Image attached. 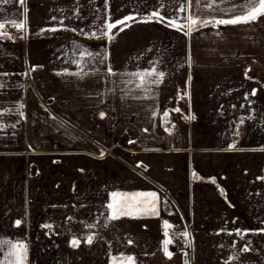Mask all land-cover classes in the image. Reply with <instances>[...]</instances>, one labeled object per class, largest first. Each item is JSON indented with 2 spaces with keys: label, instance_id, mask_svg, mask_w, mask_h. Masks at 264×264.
<instances>
[{
  "label": "crops",
  "instance_id": "1",
  "mask_svg": "<svg viewBox=\"0 0 264 264\" xmlns=\"http://www.w3.org/2000/svg\"><path fill=\"white\" fill-rule=\"evenodd\" d=\"M245 2L0 0V264H264V16L214 22ZM34 164L66 173L50 214Z\"/></svg>",
  "mask_w": 264,
  "mask_h": 264
},
{
  "label": "snow or ice",
  "instance_id": "2",
  "mask_svg": "<svg viewBox=\"0 0 264 264\" xmlns=\"http://www.w3.org/2000/svg\"><path fill=\"white\" fill-rule=\"evenodd\" d=\"M4 3H7V0H3ZM201 2V0H187V8H190L193 4H199ZM206 2V0H205ZM218 0H212V4H217ZM212 5H209V7H211ZM243 8L246 9V11L241 12L239 15L233 17V18H229V19H217L215 20V24H238V23H247L250 21H255L257 20L259 17L264 16V0H246L245 4L242 5ZM187 8L185 6H182L180 11H187ZM229 11H234V9H229ZM153 16H158L159 14L157 12H153L152 13ZM188 19H191V22L193 25H195L197 23V20L195 17L193 16H189L187 17ZM128 19H133L132 17H126L124 20L121 21H116L114 23H109L106 27L107 30L110 32L111 29L113 27L116 26V24H123L125 23V20ZM160 20H163V17H159ZM208 23H210V21L204 20L202 22L201 26L207 25ZM166 26H175L177 27V30H180V27L178 25L177 21L174 20H169L168 24ZM0 27H2V25H0ZM17 27H22V25L17 24ZM121 31H123V29H121ZM105 35L107 33H104ZM187 34V33H185ZM111 38V37H110ZM133 75H139L141 77H143L144 75H152V73H134ZM163 73H158L159 77H163ZM158 81H153V83H156ZM140 85H138L139 87ZM234 147V145H233ZM133 195H146V196H150L155 198L156 194L155 193H137V194H133ZM154 210V209H153ZM17 223L19 224V221H17ZM165 227H170V225L167 224V222H165ZM182 236H184L185 238L188 236L187 232H182L181 233ZM92 240V237L89 236L88 237V242L90 243ZM74 244L77 243L76 241L73 242ZM166 244L168 243L167 241L165 242ZM23 245H19V248H17V245H12L11 248L9 249L8 255L9 256H15L16 257V264H21L22 261V256L19 255V251L23 250ZM2 250V249H0ZM246 250V249H245ZM165 253L170 255V253H167V248H165ZM10 264H12V262H10Z\"/></svg>",
  "mask_w": 264,
  "mask_h": 264
},
{
  "label": "rangeland",
  "instance_id": "3",
  "mask_svg": "<svg viewBox=\"0 0 264 264\" xmlns=\"http://www.w3.org/2000/svg\"><path fill=\"white\" fill-rule=\"evenodd\" d=\"M58 174L59 172L53 171L51 168H47L42 164H37V166L34 164L31 167L30 188L33 198L30 207L33 213H36L41 207H44V209H47V214H50L53 194L59 192V188L60 190L63 189V191L67 190L66 173L62 172L61 175V177L64 176L65 181H59ZM33 223H36L35 215L33 216ZM38 223H40L39 219ZM246 264H260V259L257 256H249Z\"/></svg>",
  "mask_w": 264,
  "mask_h": 264
},
{
  "label": "built area",
  "instance_id": "4",
  "mask_svg": "<svg viewBox=\"0 0 264 264\" xmlns=\"http://www.w3.org/2000/svg\"><path fill=\"white\" fill-rule=\"evenodd\" d=\"M13 32V29L6 30L7 34H11ZM165 121L170 128L174 129L185 123L182 115L175 109H168L165 112ZM183 232L188 233V236L186 238L181 235L182 232L172 233L169 237L168 243L166 244V248L168 251L184 253L186 256L191 257L193 237L188 225H186Z\"/></svg>",
  "mask_w": 264,
  "mask_h": 264
},
{
  "label": "water",
  "instance_id": "5",
  "mask_svg": "<svg viewBox=\"0 0 264 264\" xmlns=\"http://www.w3.org/2000/svg\"><path fill=\"white\" fill-rule=\"evenodd\" d=\"M183 262L186 263L187 262V256L183 255Z\"/></svg>",
  "mask_w": 264,
  "mask_h": 264
},
{
  "label": "trees",
  "instance_id": "6",
  "mask_svg": "<svg viewBox=\"0 0 264 264\" xmlns=\"http://www.w3.org/2000/svg\"><path fill=\"white\" fill-rule=\"evenodd\" d=\"M88 42H92V40H89Z\"/></svg>",
  "mask_w": 264,
  "mask_h": 264
}]
</instances>
